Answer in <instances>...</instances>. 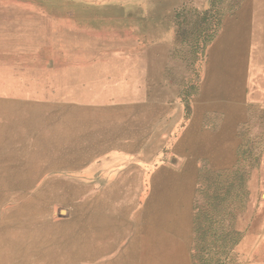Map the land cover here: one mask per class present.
Listing matches in <instances>:
<instances>
[{
	"label": "rangeland",
	"instance_id": "rangeland-1",
	"mask_svg": "<svg viewBox=\"0 0 264 264\" xmlns=\"http://www.w3.org/2000/svg\"><path fill=\"white\" fill-rule=\"evenodd\" d=\"M34 10L55 14L62 43L16 46ZM263 22L264 0H0V264H264ZM61 56L95 59L92 72L127 86L56 96L49 79L90 71L32 59ZM225 85L245 94L233 144L217 136L220 113L190 128L200 96L198 115ZM125 148L133 157L120 169L144 168L140 202L158 176L151 200L180 207L191 191L192 222L182 239L163 237L182 225L155 223L154 235L145 225L138 255L129 233V249L103 255L90 240L87 168L93 152ZM224 153L228 163H214ZM153 244L173 253L146 254Z\"/></svg>",
	"mask_w": 264,
	"mask_h": 264
},
{
	"label": "crops",
	"instance_id": "crops-1",
	"mask_svg": "<svg viewBox=\"0 0 264 264\" xmlns=\"http://www.w3.org/2000/svg\"><path fill=\"white\" fill-rule=\"evenodd\" d=\"M27 13H29L31 17L30 21H25V23L28 24V26L25 27L29 28L30 31L25 32L21 39L24 44H18L16 46H19L24 50H41L48 46L52 47V45L47 44V42H63L64 31L61 24H59L57 20L53 19L52 16L55 14L49 12L48 10H34ZM33 14H37L34 17H38V19H33ZM263 23L262 25H264ZM32 59L37 64L51 66L52 68L53 66L54 68L56 66H64L63 70H65V67L67 66L72 67L87 65L90 67V71H85L86 73L80 74V71H72L71 73L67 72L64 74V76H62L61 79H55V81H57L56 83H53L52 79L44 77L39 80L40 78L37 76L36 80L40 82H43L44 79L50 80V82H47V86L50 87L51 90L55 91L56 96H61L60 93H62L64 96H74L73 90H79L80 88H82L83 91H86L88 96H95L97 89L102 90L104 92L103 94H106L105 91H108V89H120L127 86V82H124L123 85H119L117 83L113 85L111 76L95 74L92 72L91 67H96L95 65L101 63L95 61V59L92 58L84 57L83 60H81V57L61 56L32 57ZM72 70H74L73 67ZM118 81L121 80L118 79L115 82ZM60 82L63 85L60 84ZM233 88L226 85L223 86L226 98L222 101H219L217 105L213 103L211 106H204L198 115L197 108L198 106L201 107V95L197 101V106L194 110V118L192 120L193 123L191 124L190 128L195 124L196 119L197 130L199 127L201 128L203 126L200 120L202 117L201 114L204 112H217L222 115V120L220 123H218L220 132L217 134V136L221 134L219 139L223 142V144H229L230 142L232 144L235 143V135L237 134V129L241 123L239 104L243 103V97L245 94L242 91V87L239 90L240 94L235 93L236 90L238 92V89ZM236 94L239 95L238 99L235 97ZM56 103L57 102H55V104ZM59 103L60 102L58 101V104ZM223 133H225V135H223ZM200 134L204 133L201 132ZM127 151V148L124 150L120 149L119 152L108 155L107 150L105 149L102 153H99L98 156H96L95 151L93 152V157L91 158L87 168L86 175L90 182L89 193H91L88 199L90 212L89 222L92 225L93 230L91 231L90 240H92L91 243H93L94 250L97 249L100 252H104L105 254L103 253V255H106L108 251L129 249L125 248L126 246L124 247L123 240L121 238L124 234L127 235V233L133 234L131 250H135V255H138L141 249V240L143 238L145 225H148L147 233L152 235L155 234V223L182 225L183 228H181L179 232H177V230L174 228L171 231L167 229L163 232L164 238L172 237L176 239L178 237L179 239H182L181 235H185L188 226H190L192 222L190 203L191 191L188 202L180 207L173 206L171 208L164 203H155V200H151L153 199L152 191L155 189V186L158 185L157 183L163 181L158 180V176L156 178L154 176L152 179L150 201L146 203L140 202L145 191L144 168L142 165L136 164L134 167H131L129 171L120 169L129 162L128 159L133 157L131 156L132 154L128 153ZM206 155L207 152L203 151L197 155L187 156L186 159H188V161L186 160L187 163H185V170H189L191 168L192 171H195L196 169L194 166V161L198 158H205L207 157ZM214 160V163L216 164H226L228 163L227 161H229L226 153H224L221 159ZM116 169L119 170L117 171ZM173 171L174 170L171 171L167 169V172H165L164 175H171V172ZM112 193H119L121 198L112 200ZM118 214L121 216L119 219H116ZM177 233L180 235L177 236ZM109 236L111 237V243H109ZM146 249V254L150 256H166L173 253V250L166 246H158L155 248V244L149 245ZM114 254L119 255L121 253Z\"/></svg>",
	"mask_w": 264,
	"mask_h": 264
}]
</instances>
